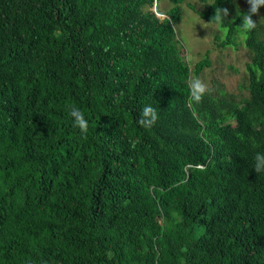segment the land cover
<instances>
[{"label": "trees", "instance_id": "obj_1", "mask_svg": "<svg viewBox=\"0 0 264 264\" xmlns=\"http://www.w3.org/2000/svg\"><path fill=\"white\" fill-rule=\"evenodd\" d=\"M168 1L0 0V264H264V6L245 33L246 0ZM183 2L246 58L198 104Z\"/></svg>", "mask_w": 264, "mask_h": 264}, {"label": "rangeland", "instance_id": "obj_2", "mask_svg": "<svg viewBox=\"0 0 264 264\" xmlns=\"http://www.w3.org/2000/svg\"><path fill=\"white\" fill-rule=\"evenodd\" d=\"M157 4L160 9L168 8V6L171 5L168 0H157ZM186 5L185 2L179 5L181 8V16L176 24V29L182 44L186 47L187 61L190 64L195 63L201 59L205 51L208 50L211 66L205 69L202 75L205 83L211 79V77H214L219 79L226 88H235L237 82H239L244 73L243 69L246 58L243 47L239 45L236 48H215L212 42L213 36L219 34L221 37H224L225 30L218 28L221 33H217V26L215 24H208L200 20ZM195 7L197 9L200 8L199 4H196ZM152 10L156 12L154 5L152 6ZM156 14L159 17L163 16L159 13ZM228 66H233L238 72H232Z\"/></svg>", "mask_w": 264, "mask_h": 264}, {"label": "clouds", "instance_id": "obj_3", "mask_svg": "<svg viewBox=\"0 0 264 264\" xmlns=\"http://www.w3.org/2000/svg\"><path fill=\"white\" fill-rule=\"evenodd\" d=\"M249 8L246 13L241 16L242 22L239 24L240 29L247 33L257 27V21L253 19V15L259 14V9L264 6V0H246ZM230 15V10L227 7L216 8L213 19L217 25H222L225 19ZM189 99L190 102L199 103L203 96L209 91V86L199 77H193L188 82ZM70 115L73 118V126L78 128L79 131L86 135L89 130V121L85 118L84 113L76 107H72ZM158 119L156 109L151 105H145L141 110V115L137 123L144 127H152ZM253 168L256 173L264 171V153H257L254 157ZM195 170L200 172L206 171L203 164H196Z\"/></svg>", "mask_w": 264, "mask_h": 264}]
</instances>
